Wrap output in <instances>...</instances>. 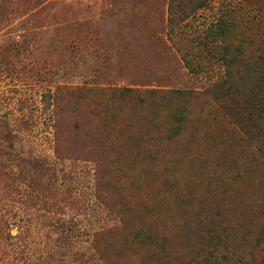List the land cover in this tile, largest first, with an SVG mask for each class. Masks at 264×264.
Here are the masks:
<instances>
[{
	"label": "rangeland",
	"instance_id": "1",
	"mask_svg": "<svg viewBox=\"0 0 264 264\" xmlns=\"http://www.w3.org/2000/svg\"><path fill=\"white\" fill-rule=\"evenodd\" d=\"M182 1L0 0V264L264 260V0Z\"/></svg>",
	"mask_w": 264,
	"mask_h": 264
},
{
	"label": "trees",
	"instance_id": "2",
	"mask_svg": "<svg viewBox=\"0 0 264 264\" xmlns=\"http://www.w3.org/2000/svg\"><path fill=\"white\" fill-rule=\"evenodd\" d=\"M184 1L176 4L174 12L177 9L183 11V8H186V5L183 4ZM205 2L206 0H197V6H203ZM205 46L207 47V45ZM256 67H259L261 72L250 73L251 67H245L249 70L247 72L250 76L248 81L243 78L235 80L231 75H228L225 81L216 84L215 89L222 91L232 119L242 124L248 140L253 143L258 154L261 156V160L264 162V55L258 58ZM262 237L264 238V229H262ZM208 253H211V257H215L213 251H208ZM224 259L229 260L228 257H224ZM252 264H264V260L258 259L257 262H253Z\"/></svg>",
	"mask_w": 264,
	"mask_h": 264
}]
</instances>
